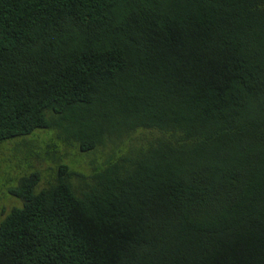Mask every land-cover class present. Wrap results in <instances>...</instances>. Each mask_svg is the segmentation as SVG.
Returning a JSON list of instances; mask_svg holds the SVG:
<instances>
[{
  "label": "trees",
  "instance_id": "obj_1",
  "mask_svg": "<svg viewBox=\"0 0 264 264\" xmlns=\"http://www.w3.org/2000/svg\"><path fill=\"white\" fill-rule=\"evenodd\" d=\"M50 128L114 147L10 189L0 264H264V0H0V145Z\"/></svg>",
  "mask_w": 264,
  "mask_h": 264
},
{
  "label": "rangeland",
  "instance_id": "obj_2",
  "mask_svg": "<svg viewBox=\"0 0 264 264\" xmlns=\"http://www.w3.org/2000/svg\"><path fill=\"white\" fill-rule=\"evenodd\" d=\"M58 134H62L61 138ZM70 136L51 128L39 129L30 136L12 139L0 145V222L14 208L23 206V200L9 191L18 187L24 176L40 172L42 179L37 187L39 191L58 176L61 164L90 175L93 168L106 159L105 154L114 147L107 145L84 154L77 141L72 140L73 143L68 144ZM73 182H77L76 179Z\"/></svg>",
  "mask_w": 264,
  "mask_h": 264
}]
</instances>
